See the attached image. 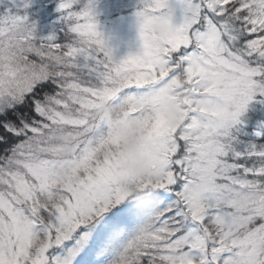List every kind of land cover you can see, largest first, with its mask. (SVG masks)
<instances>
[{"label":"snow or ice","instance_id":"obj_1","mask_svg":"<svg viewBox=\"0 0 264 264\" xmlns=\"http://www.w3.org/2000/svg\"><path fill=\"white\" fill-rule=\"evenodd\" d=\"M127 7L0 0V264H264V0Z\"/></svg>","mask_w":264,"mask_h":264},{"label":"trees","instance_id":"obj_2","mask_svg":"<svg viewBox=\"0 0 264 264\" xmlns=\"http://www.w3.org/2000/svg\"><path fill=\"white\" fill-rule=\"evenodd\" d=\"M126 10L128 9H124L116 14H112L111 12H109V14L101 12L97 13L96 17L99 25V31L103 34L108 45L114 49V55L118 59L125 56V37L132 33L135 29L134 26H131L132 18L130 14H127ZM123 15H125L126 19L129 21L130 26L122 24V22H118L120 17Z\"/></svg>","mask_w":264,"mask_h":264},{"label":"clouds","instance_id":"obj_3","mask_svg":"<svg viewBox=\"0 0 264 264\" xmlns=\"http://www.w3.org/2000/svg\"><path fill=\"white\" fill-rule=\"evenodd\" d=\"M102 115L104 116L107 123H109L114 132L120 134L122 136V142L126 150H131L133 156L139 161L141 160L140 152H139V141L136 136L126 135L125 134V125L120 123L115 115V112L110 107H105L102 109ZM133 171L137 174L144 175L146 174V170L141 163H137L132 165Z\"/></svg>","mask_w":264,"mask_h":264},{"label":"rangeland","instance_id":"obj_4","mask_svg":"<svg viewBox=\"0 0 264 264\" xmlns=\"http://www.w3.org/2000/svg\"><path fill=\"white\" fill-rule=\"evenodd\" d=\"M106 2H107V0H96V4H97L96 11H97V13H101V12L103 13L104 12V13L109 14V11L106 8ZM128 2L130 4H134L135 0H128ZM125 9H128V10H126L127 14H130L131 11H132L131 7H127ZM127 14H125V15H127ZM125 15L121 16L120 19L117 18V19H119L118 22H122V24L130 26L129 21L126 19ZM131 26H133L132 21H131ZM124 46H126L125 51H124L125 55H127L129 52H133L134 53L137 50L136 49V32H135V29H134V31L132 33L128 34L125 37Z\"/></svg>","mask_w":264,"mask_h":264}]
</instances>
